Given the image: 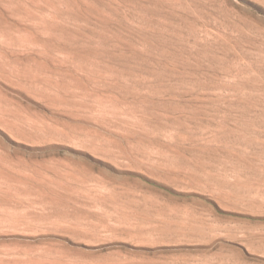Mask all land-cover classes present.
<instances>
[{"label":"rangeland","instance_id":"1","mask_svg":"<svg viewBox=\"0 0 264 264\" xmlns=\"http://www.w3.org/2000/svg\"><path fill=\"white\" fill-rule=\"evenodd\" d=\"M0 264H264V0H0Z\"/></svg>","mask_w":264,"mask_h":264}]
</instances>
